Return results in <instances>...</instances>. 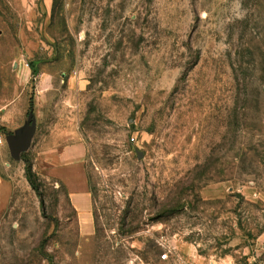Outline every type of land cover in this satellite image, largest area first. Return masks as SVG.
<instances>
[{"label":"rangeland","instance_id":"1","mask_svg":"<svg viewBox=\"0 0 264 264\" xmlns=\"http://www.w3.org/2000/svg\"><path fill=\"white\" fill-rule=\"evenodd\" d=\"M0 15L2 58L24 41L26 64L54 67L94 203L85 236L35 147L39 190L7 153L0 264H264V0H0Z\"/></svg>","mask_w":264,"mask_h":264},{"label":"crops","instance_id":"2","mask_svg":"<svg viewBox=\"0 0 264 264\" xmlns=\"http://www.w3.org/2000/svg\"><path fill=\"white\" fill-rule=\"evenodd\" d=\"M0 35L12 34L0 30ZM13 43L14 50L3 58L0 56V133L6 140L0 145V163L6 160L7 153L11 155L7 137L21 134L32 114L35 132L25 153L35 147L40 158L34 161L43 162L47 177L64 187L80 231L90 235L94 230V203L86 170V146L73 121H63L61 105L65 96L58 97V81L51 69L54 67L33 60L26 64V60H31L26 43L17 40ZM67 85L75 89L79 83L71 77ZM44 127L48 130L42 134Z\"/></svg>","mask_w":264,"mask_h":264},{"label":"water","instance_id":"3","mask_svg":"<svg viewBox=\"0 0 264 264\" xmlns=\"http://www.w3.org/2000/svg\"><path fill=\"white\" fill-rule=\"evenodd\" d=\"M32 122V114H30L28 124L24 128L23 132L17 136L10 135L7 137L11 155L15 160H20L22 158V154H24L30 147L35 132V126Z\"/></svg>","mask_w":264,"mask_h":264},{"label":"trees","instance_id":"4","mask_svg":"<svg viewBox=\"0 0 264 264\" xmlns=\"http://www.w3.org/2000/svg\"><path fill=\"white\" fill-rule=\"evenodd\" d=\"M33 110V101L31 99L30 101V111ZM22 160L25 162V171H26V176L30 184L33 186L34 189L39 190V185L37 183L38 178L36 173L33 171V163L29 159H27L26 153L22 154ZM90 189H91V184H90ZM92 192V189H91ZM93 195V193H92ZM97 232V231H96Z\"/></svg>","mask_w":264,"mask_h":264},{"label":"built area","instance_id":"5","mask_svg":"<svg viewBox=\"0 0 264 264\" xmlns=\"http://www.w3.org/2000/svg\"><path fill=\"white\" fill-rule=\"evenodd\" d=\"M5 141L6 140H5L4 134L3 133H0V145H3Z\"/></svg>","mask_w":264,"mask_h":264}]
</instances>
